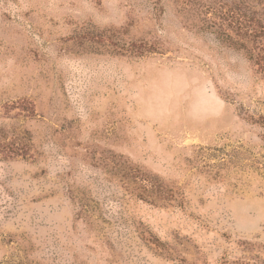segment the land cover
I'll list each match as a JSON object with an SVG mask.
<instances>
[{
  "label": "rangeland",
  "instance_id": "rangeland-1",
  "mask_svg": "<svg viewBox=\"0 0 264 264\" xmlns=\"http://www.w3.org/2000/svg\"><path fill=\"white\" fill-rule=\"evenodd\" d=\"M0 264H264V0H0Z\"/></svg>",
  "mask_w": 264,
  "mask_h": 264
}]
</instances>
